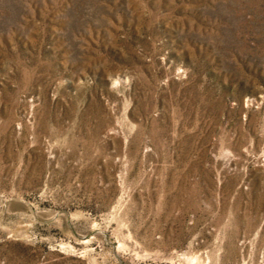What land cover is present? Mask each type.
<instances>
[{
	"label": "rangeland",
	"instance_id": "374dc122",
	"mask_svg": "<svg viewBox=\"0 0 264 264\" xmlns=\"http://www.w3.org/2000/svg\"><path fill=\"white\" fill-rule=\"evenodd\" d=\"M0 264H264V0H0Z\"/></svg>",
	"mask_w": 264,
	"mask_h": 264
}]
</instances>
